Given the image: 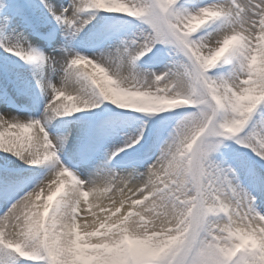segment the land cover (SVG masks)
Here are the masks:
<instances>
[{"label":"snow or ice","instance_id":"snow-or-ice-1","mask_svg":"<svg viewBox=\"0 0 264 264\" xmlns=\"http://www.w3.org/2000/svg\"><path fill=\"white\" fill-rule=\"evenodd\" d=\"M0 264H264V0H0Z\"/></svg>","mask_w":264,"mask_h":264},{"label":"rangeland","instance_id":"rangeland-1","mask_svg":"<svg viewBox=\"0 0 264 264\" xmlns=\"http://www.w3.org/2000/svg\"><path fill=\"white\" fill-rule=\"evenodd\" d=\"M83 215H85V216H88L89 218H90V213H88V212H83Z\"/></svg>","mask_w":264,"mask_h":264},{"label":"bare ground","instance_id":"bare-ground-1","mask_svg":"<svg viewBox=\"0 0 264 264\" xmlns=\"http://www.w3.org/2000/svg\"><path fill=\"white\" fill-rule=\"evenodd\" d=\"M95 210V209H94Z\"/></svg>","mask_w":264,"mask_h":264}]
</instances>
